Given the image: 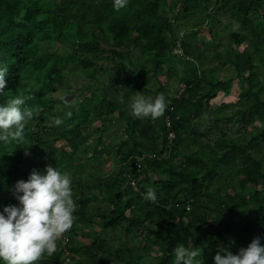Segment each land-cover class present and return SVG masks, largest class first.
Returning a JSON list of instances; mask_svg holds the SVG:
<instances>
[{
	"label": "trees",
	"instance_id": "trees-1",
	"mask_svg": "<svg viewBox=\"0 0 264 264\" xmlns=\"http://www.w3.org/2000/svg\"><path fill=\"white\" fill-rule=\"evenodd\" d=\"M200 1L128 0V9L117 11L113 0H0V60L9 65L0 103L26 95L25 104L34 113L30 120H36L39 128L37 134L32 133L28 122L20 144L15 140L0 143V210L6 204L19 203L11 191L17 180H26L33 170L43 172L49 164L71 172L78 205L75 221L64 233L65 244L62 242L54 253L45 254L36 264H142L141 257H136L127 243L140 228L149 234L145 246L156 244L160 250L156 261L146 264H174V249L179 244L201 248L206 264L212 260L211 247L216 241L223 245L234 240L247 246L255 236L264 235V0L218 1L219 10L230 13L242 26V31L231 34L232 41H246L253 46L252 50L234 52L223 63L234 67L240 81L247 84L240 94L245 104L227 116L222 113L228 110V104L213 106L211 101L220 92L228 94L234 80L202 73L198 66H203L206 55L197 46L198 33L180 36L174 24L181 17H174L173 22L167 14L182 3V17L189 16ZM99 34L105 40L113 39L110 48L101 42ZM62 37L87 55L78 60L84 69L102 67L101 57L108 54L107 61L116 63L125 75V90L121 92L110 68L106 76L111 84L107 89L100 88L92 71L86 75L92 91L78 103L79 111L67 120L68 126L49 132L45 124L56 102L46 96L50 90L47 85L34 87L28 79L38 73L43 76L45 70H63L64 61L57 52H40L41 41ZM174 48L180 50L179 55ZM135 50L138 55L154 58L152 66L139 74L141 81L128 71L129 65L136 68ZM171 52L186 63L180 78L184 90L175 95L168 84L179 73L167 68L165 62ZM164 72L167 82L158 80L157 88L151 89V81ZM136 92L153 97L163 92L165 112L155 119L134 117L129 100ZM115 113L118 115L113 116ZM257 120L262 127L249 140L229 137L232 123L248 127ZM94 122L101 124L94 130L100 137L89 159L115 154L119 166L108 175L93 174L96 185L89 186L81 175L86 164H78L77 160L90 139L85 133ZM111 122L123 128L125 138L107 145L102 136ZM49 136L53 138L48 140ZM57 141H64L69 149L58 148ZM101 146L104 148L99 149ZM39 149L45 152L39 153ZM152 174L166 178L154 180ZM139 177L149 184L143 187L139 182L140 190L135 191L131 183ZM148 186L156 188V202L146 199ZM92 187L98 191L97 196L88 195ZM99 199L112 209L90 215L89 209ZM250 205L261 210L250 212ZM96 217H100L103 231L90 229L80 235L79 231L88 228ZM147 223L154 228H148ZM117 230L124 236L119 249L112 248L113 236L103 234Z\"/></svg>",
	"mask_w": 264,
	"mask_h": 264
},
{
	"label": "rangeland",
	"instance_id": "rangeland-1",
	"mask_svg": "<svg viewBox=\"0 0 264 264\" xmlns=\"http://www.w3.org/2000/svg\"><path fill=\"white\" fill-rule=\"evenodd\" d=\"M218 1L219 0H211L209 2H205L204 0H201L198 3V8L194 9L191 15L186 17H182V3H178L177 8L174 11H169L167 14L168 17L173 19V22H175L174 17H181V20L174 24V29H178L180 31V36H183L184 34L185 37V35L191 33V31H196L198 33L197 38L199 40L197 46L202 49L206 55L203 66H198L199 70L202 73L210 76L214 75L215 77L222 79L231 78L232 80H234L231 86V90L228 94H226L225 92H220L218 93L217 97L211 101V104L213 106H220L222 103L228 104V110L222 113V116H227L234 115L245 104V102L241 100L240 94L244 89L247 88V84L240 81L234 67L229 64L223 66V63L227 62L228 58L234 52H243L246 48L252 50L253 46L250 44V42L246 41L243 44H236L234 41H232V38L230 37L231 34L234 32L242 31V26L236 19L232 18L230 13L219 10L218 6L220 5ZM124 9H128V4ZM98 37L101 42H104V45L107 48L111 47L112 38L105 40L101 34H99ZM175 48L174 52L176 50ZM40 52H57V54L62 57L64 61L62 68L63 70L60 73H50V70H45L41 72L44 73L43 76L38 73L34 74L28 79V81L34 87L47 85L50 90L46 91V96L53 98V100H55L56 102L55 109L53 112L48 113L47 122L45 124V127L49 132H57L58 129H63L64 127L68 126L67 120L70 117L65 115V111L67 108L71 107L73 113L79 111L80 106L78 105V103L82 102L84 97L90 94L92 91V89H90L91 82L86 77V75L91 74L92 71L96 72V75L98 77L97 84L100 86V88L107 89L111 84V78L106 76L107 70H109L110 68L113 71L114 78H116L117 80L118 87L122 88L121 92L125 90V87L122 83L124 81L125 75L120 72V69L116 63L107 61L106 58L108 54L106 56H102L103 54H100V56H102L100 60V65H102V67L98 65V67H94L93 70H87L82 68L78 62L81 57H85L87 55L81 51L80 47L77 44L74 45L73 41L71 42L66 37H62L59 40H57L56 38H52L49 40L41 41ZM174 52H171V54L167 55V57L165 58V62L167 68L176 69L179 73V75L172 78L168 84L170 93L175 95L179 93L181 94L184 90V84L180 82V78L182 76L181 73H183V70L186 68V63H183L181 58L175 55H179V53L175 52L174 54ZM133 54L135 56L134 62L136 64V68L129 65L128 71L130 74H133L135 78L141 81V76L139 74L142 70L150 68L152 66L154 58L151 55H138L137 50L133 51ZM119 73H121V76H119ZM166 75L167 72H164L157 79H153L150 84L151 89L154 90L157 88L158 80H160L162 83H166ZM44 76L48 77L45 79ZM261 80L263 81L262 78ZM134 94L143 93L136 92ZM65 100L67 102H65ZM117 115L118 114L115 113V115L113 116ZM57 116L63 117V123L60 125H57L54 122V118ZM28 122L31 132L37 134L39 128L36 125V120H29ZM100 127L101 124L99 122H94L91 126V129H88L86 131L85 136L90 137V139L88 143H86L81 148V151L78 154L80 158L77 160V163L86 164L85 170L81 173L83 177V183L88 184L89 186H92L91 184L96 185V181L92 177L93 174L102 176L108 175L116 167L119 166L118 159L116 158L115 154L110 155L109 153H105L103 154V156H99L95 159H89L91 152L96 147V140L100 137V134L96 133V131L94 130H97V128ZM230 127L232 129L229 133V137L231 139L249 140L250 135H255L259 132L262 124L260 120H257L255 124L248 127H244L240 124L237 125L236 123H232ZM91 131H94V133H92ZM102 137L107 145H112L120 143L125 138V134L123 128L117 122H111L109 124L107 132L103 133ZM52 138L53 137L49 136L48 140ZM55 146L60 149L64 147L66 148V143L64 141H57L55 143ZM103 148V146L99 147V149ZM38 152L40 153L45 151L39 149ZM151 176L154 178V180H157L160 177L166 178V176L163 174L160 177H157V174H152ZM236 180L239 179L236 178ZM133 182H135V185L132 184ZM139 182L143 187L149 184L144 180L143 177H139L137 182L132 181L131 183L132 186H134L133 189L135 191L140 190ZM93 189H95V187L88 188L89 196L98 195V191H93ZM111 209L112 207L108 202H104L103 200L99 199L93 203L91 209H89V214H94L96 211L99 213L104 211L109 212ZM260 210V208L252 205H250L249 207V211L253 213H257ZM212 214V212L209 213V219L213 218L211 216ZM100 223V217H96L91 222V225L88 226V228H84L79 231L80 235H82L84 232H88L90 229H93L95 231L102 230ZM146 225L150 229L154 228L150 223H147ZM103 234L108 238L113 236L112 248H122L124 243L122 238L124 236L120 233V230H117L114 234L110 233V231L103 232ZM148 235L149 234L147 230L140 228L136 229L127 239V243L130 247L133 248V254L136 257H141L142 264L155 262L160 254L158 245L150 243L145 246ZM66 238L67 236L64 234L59 238V240L57 241V248L60 246V244H62V242H64L63 244H65ZM80 240L87 241V238L81 237ZM87 242L90 243V241ZM219 246L221 245L218 241H216V243L211 247L212 260H210L206 264H215L214 255L219 250ZM223 246L229 247L235 253L239 250L240 247L246 245H244L242 242L237 243L234 240H230V242H225ZM64 247L66 248L65 245ZM200 250L202 249L200 248ZM114 264L123 263L118 262Z\"/></svg>",
	"mask_w": 264,
	"mask_h": 264
},
{
	"label": "clouds",
	"instance_id": "clouds-1",
	"mask_svg": "<svg viewBox=\"0 0 264 264\" xmlns=\"http://www.w3.org/2000/svg\"><path fill=\"white\" fill-rule=\"evenodd\" d=\"M128 0H113V7L124 9ZM9 65L0 60V94L8 81ZM27 96L16 95L7 103H0V143L17 144L24 138V129L34 113L25 104ZM125 97L121 96L124 102ZM65 102H67L65 100ZM129 107L134 117L153 119L161 116L167 101L163 92L155 97L146 94H134L129 100ZM65 115L71 117L73 110L67 108ZM57 125L63 123V117L54 118ZM72 174L61 171L51 164L45 170H33L29 177L15 182L11 191L18 204H6L0 210V262L3 264H36L45 254L56 251L57 241L68 231L75 221L78 207L73 190ZM146 199L156 202L157 190L148 186ZM264 235L255 236L247 246L233 252L227 246H219L214 255L215 264H264ZM174 264H203L199 248L179 244L175 249ZM202 257V258H198Z\"/></svg>",
	"mask_w": 264,
	"mask_h": 264
},
{
	"label": "built area",
	"instance_id": "built-area-1",
	"mask_svg": "<svg viewBox=\"0 0 264 264\" xmlns=\"http://www.w3.org/2000/svg\"><path fill=\"white\" fill-rule=\"evenodd\" d=\"M175 52L180 53V50L176 49ZM170 137H171V138H174V135H173V134H170ZM141 168H142V165L139 164V165H138V169L141 170ZM132 184L135 185V182H133Z\"/></svg>",
	"mask_w": 264,
	"mask_h": 264
}]
</instances>
